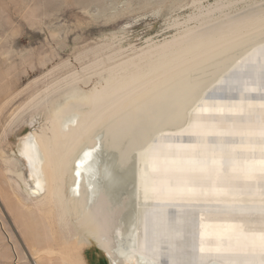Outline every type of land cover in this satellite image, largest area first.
I'll use <instances>...</instances> for the list:
<instances>
[{"label": "bare ground", "instance_id": "6f19581e", "mask_svg": "<svg viewBox=\"0 0 264 264\" xmlns=\"http://www.w3.org/2000/svg\"><path fill=\"white\" fill-rule=\"evenodd\" d=\"M241 1L201 7L170 39L94 60L83 70L95 83L74 73L29 100L45 117L19 139L35 184L4 163L25 187L33 241L44 245L33 264H87L94 245L109 264H137L147 243L159 264H259L253 241L264 225L242 209L264 200L255 171L264 93L244 82H260L264 33L258 15L237 18L258 14L264 0L227 12ZM98 160L111 186L95 173Z\"/></svg>", "mask_w": 264, "mask_h": 264}, {"label": "rangeland", "instance_id": "374dc122", "mask_svg": "<svg viewBox=\"0 0 264 264\" xmlns=\"http://www.w3.org/2000/svg\"><path fill=\"white\" fill-rule=\"evenodd\" d=\"M228 1L0 0V264H33L37 249L44 247L33 241V209L25 187L4 163L12 159L16 171L35 184L19 139L39 130L45 117L26 105L74 73L95 83L94 72L83 70L94 60L126 57L170 39L187 24L194 26L187 19L201 7ZM252 2H238L227 12ZM101 155L96 151V158ZM93 167L111 186L107 167L100 160ZM124 185L125 195L129 185ZM84 256L87 264H109L95 245Z\"/></svg>", "mask_w": 264, "mask_h": 264}, {"label": "snow or ice", "instance_id": "6c2138e0", "mask_svg": "<svg viewBox=\"0 0 264 264\" xmlns=\"http://www.w3.org/2000/svg\"><path fill=\"white\" fill-rule=\"evenodd\" d=\"M260 20L261 24V31L264 33V8H262L259 13L251 12V11H245L243 16L238 17L237 19L240 21H252L257 18ZM264 38V37H262ZM243 67V66H242ZM260 73V82H257L256 79H249L246 80L245 87L249 88L250 90H258L261 93H264V65H262L259 69ZM259 136L261 137L262 143H264V128H262L259 132ZM91 153H85L86 157H90ZM84 163L83 160L79 161L77 163V168L80 167V164ZM229 162L228 161H222V166H226ZM189 164L193 168H200L203 169L206 166L205 161L201 160H190ZM259 174V178L262 182H264V161L261 162L260 167L255 170ZM251 174V173H250ZM77 175H80V172L77 171ZM262 188H264V184H262ZM262 196H264V191H262ZM242 211H250L254 213H258L260 217V222L262 225H264V200H262L259 208H250V209H242ZM253 246L257 247L260 252L261 260L259 261V264H264V228L261 229V233L259 237H254ZM203 251V249H201ZM156 249L151 243H147L144 249V257L138 259L137 264H159V261L156 259ZM170 264H188V262H185L182 259L173 257L170 260ZM247 264H254V262H247Z\"/></svg>", "mask_w": 264, "mask_h": 264}]
</instances>
